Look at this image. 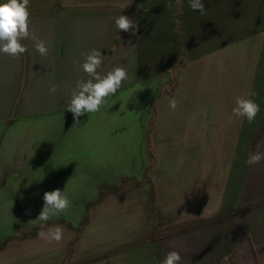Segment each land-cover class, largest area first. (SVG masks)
Listing matches in <instances>:
<instances>
[{
    "label": "crops",
    "instance_id": "obj_1",
    "mask_svg": "<svg viewBox=\"0 0 264 264\" xmlns=\"http://www.w3.org/2000/svg\"><path fill=\"white\" fill-rule=\"evenodd\" d=\"M50 0L18 60L0 54V264H264V0ZM133 18L135 36L114 17ZM100 49L102 73L129 72L112 107L74 126V62ZM58 85L56 93L49 88ZM255 92L251 124L234 98ZM179 103L169 108V99ZM264 151V147L261 148ZM71 206L30 223L43 193ZM64 228L60 243L37 233ZM37 229H40L37 231Z\"/></svg>",
    "mask_w": 264,
    "mask_h": 264
},
{
    "label": "clouds",
    "instance_id": "obj_2",
    "mask_svg": "<svg viewBox=\"0 0 264 264\" xmlns=\"http://www.w3.org/2000/svg\"><path fill=\"white\" fill-rule=\"evenodd\" d=\"M175 2L179 3V0H175ZM173 6V0H166V8ZM189 7L193 11L198 10L201 14L205 11V4L202 0H189ZM29 8L30 0H0V54L18 60L28 51L23 41L31 38L34 41L36 52L41 57L48 56L52 42L36 37L31 31ZM113 19L119 32H127L131 36L136 35L139 24L133 18L121 14ZM83 55V63L76 61L74 66H78L89 78L75 81L70 101L65 108L72 114L74 126L80 124L81 117H90L99 113L102 108L112 107L117 101H120L117 93L122 88L123 83L129 79L128 69L124 65L114 66L110 71L102 73L105 55L100 49L93 48ZM57 90L58 85L49 88L50 93H56ZM255 95V92H251L236 96L234 106L231 109L232 116L246 119L249 124L253 123L260 112V105L252 99ZM178 103L179 101L175 97L170 98L169 108L173 111L176 110ZM262 147L264 145L258 144L257 150L248 154L245 163L256 165L264 161ZM42 199L44 203L41 212L36 219L29 221L33 224L40 222L42 228L50 219H59L60 215L71 206V201L65 190L59 188L45 191ZM64 231V228L57 224L47 228L46 231H39L37 235L48 244L53 242L58 244L63 240ZM181 261L180 253L171 250L167 252L159 264H181Z\"/></svg>",
    "mask_w": 264,
    "mask_h": 264
},
{
    "label": "rangeland",
    "instance_id": "obj_3",
    "mask_svg": "<svg viewBox=\"0 0 264 264\" xmlns=\"http://www.w3.org/2000/svg\"><path fill=\"white\" fill-rule=\"evenodd\" d=\"M50 0H30V12H41Z\"/></svg>",
    "mask_w": 264,
    "mask_h": 264
},
{
    "label": "trees",
    "instance_id": "obj_4",
    "mask_svg": "<svg viewBox=\"0 0 264 264\" xmlns=\"http://www.w3.org/2000/svg\"><path fill=\"white\" fill-rule=\"evenodd\" d=\"M40 229H37V231H39Z\"/></svg>",
    "mask_w": 264,
    "mask_h": 264
}]
</instances>
